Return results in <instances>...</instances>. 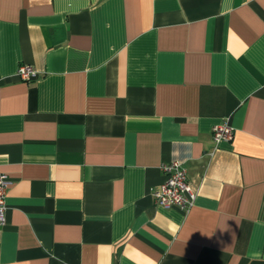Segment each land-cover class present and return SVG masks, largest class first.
<instances>
[{
    "label": "crops",
    "instance_id": "0c3cea01",
    "mask_svg": "<svg viewBox=\"0 0 264 264\" xmlns=\"http://www.w3.org/2000/svg\"><path fill=\"white\" fill-rule=\"evenodd\" d=\"M0 170V264H264V0H0Z\"/></svg>",
    "mask_w": 264,
    "mask_h": 264
},
{
    "label": "built area",
    "instance_id": "2783aa9c",
    "mask_svg": "<svg viewBox=\"0 0 264 264\" xmlns=\"http://www.w3.org/2000/svg\"><path fill=\"white\" fill-rule=\"evenodd\" d=\"M38 71L33 65L22 63L17 75L21 79L30 80L38 77ZM234 127L228 119L216 123L212 128V136L216 144L221 141L233 139ZM166 179L163 183L156 186L152 195L157 205L163 207L177 206L189 211L194 205L196 192L192 188L187 170L179 160L165 162L161 165ZM11 184L9 175L0 170V226L7 222V191Z\"/></svg>",
    "mask_w": 264,
    "mask_h": 264
}]
</instances>
